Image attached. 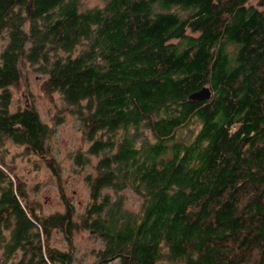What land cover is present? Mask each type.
I'll list each match as a JSON object with an SVG mask.
<instances>
[{
    "label": "trees",
    "instance_id": "obj_1",
    "mask_svg": "<svg viewBox=\"0 0 264 264\" xmlns=\"http://www.w3.org/2000/svg\"><path fill=\"white\" fill-rule=\"evenodd\" d=\"M23 65L80 119L76 162L98 158L78 223L43 214L7 161L11 141L56 171L52 127L11 109ZM77 228L98 264H264V0H0V264H73L52 236Z\"/></svg>",
    "mask_w": 264,
    "mask_h": 264
},
{
    "label": "rangeland",
    "instance_id": "obj_2",
    "mask_svg": "<svg viewBox=\"0 0 264 264\" xmlns=\"http://www.w3.org/2000/svg\"><path fill=\"white\" fill-rule=\"evenodd\" d=\"M80 1L84 9L103 4V0ZM23 72L22 81L14 87L11 109L15 111L32 106L36 108L41 119L52 127L53 134L48 145L56 171H53L44 158L36 154H26L23 146L11 141L6 143L4 149L7 150V161L11 163L16 174L26 181L30 198L43 214L64 212L71 208L74 221L78 223L91 202L86 177L96 173L98 158L90 155L89 163L83 165L76 162V154L79 152L85 154L89 147V143L83 137L80 119L70 111V106L60 93L45 92L44 76L33 66L23 65ZM199 128L200 125L195 122L189 129L181 130L180 135L189 141ZM122 195L126 208L135 212L139 210L141 200L137 194L127 190ZM69 237L63 231H55L52 243L62 250L69 251L73 264H98L97 252L102 246L100 237L91 230L80 228L75 229ZM109 264H119V260H113ZM160 264L182 263L163 259Z\"/></svg>",
    "mask_w": 264,
    "mask_h": 264
},
{
    "label": "water",
    "instance_id": "obj_3",
    "mask_svg": "<svg viewBox=\"0 0 264 264\" xmlns=\"http://www.w3.org/2000/svg\"><path fill=\"white\" fill-rule=\"evenodd\" d=\"M212 95V92L209 87H204L203 89L196 91L192 93L189 98L191 100H199V101H204L210 99Z\"/></svg>",
    "mask_w": 264,
    "mask_h": 264
}]
</instances>
